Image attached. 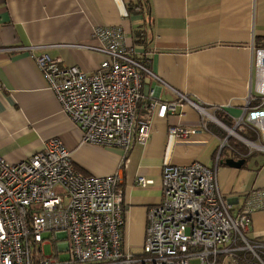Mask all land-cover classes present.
<instances>
[{"label": "crops", "instance_id": "1", "mask_svg": "<svg viewBox=\"0 0 264 264\" xmlns=\"http://www.w3.org/2000/svg\"><path fill=\"white\" fill-rule=\"evenodd\" d=\"M97 25L121 27L136 59L171 88L222 116L216 117L226 126L233 127L248 96L255 93L252 58L256 47H264V0H0V155L7 161L18 162L57 137L70 149L79 170L98 175L118 168L122 151L81 142V130L63 113L33 58L47 53L91 72L103 55L74 44H98L92 36ZM141 83L139 117L145 115L151 88L160 100L178 102L170 87L149 74L141 75ZM197 120V112L188 105L177 104L164 117L154 109L147 142L132 144L119 182L122 242L129 251H141L147 209L160 200L164 163L197 160L216 166L217 185L232 214L249 190L264 188V151L251 150L216 123L188 137H176L167 130L170 125L196 124ZM235 131L241 137L256 138L248 126ZM225 136L226 145L219 150ZM228 138L240 142L245 153L238 156ZM227 158L244 162L235 167L225 162ZM139 175L151 182L135 184ZM247 235L264 241V209L251 213ZM240 254L245 259L236 264H251L248 251Z\"/></svg>", "mask_w": 264, "mask_h": 264}, {"label": "built area", "instance_id": "2", "mask_svg": "<svg viewBox=\"0 0 264 264\" xmlns=\"http://www.w3.org/2000/svg\"><path fill=\"white\" fill-rule=\"evenodd\" d=\"M92 36L98 44H74L103 55L91 72L47 53L33 58L63 113L81 130V142L119 148V166L108 174L85 173L76 168L70 149L57 137L18 162L0 155V264H217L223 259L236 264L245 259L243 251L264 264V241L247 235L251 213L264 209V188L249 190L232 214L218 188L216 166L197 160L164 163L160 200L147 209L141 251L132 253L122 242L119 186L132 144L148 140L154 109L159 117L175 111L177 104L197 112L196 124L168 126L173 136L188 137L216 123L247 146L264 151V47L253 51L255 93L230 127L136 59L121 27L97 25ZM143 73L170 87L178 102L160 100L151 88L145 115L139 117ZM245 126L254 130L255 139L236 133L235 128ZM226 141L227 136L219 150ZM150 182L141 175L135 179L140 186ZM44 244L54 245L55 251L44 253Z\"/></svg>", "mask_w": 264, "mask_h": 264}, {"label": "trees", "instance_id": "3", "mask_svg": "<svg viewBox=\"0 0 264 264\" xmlns=\"http://www.w3.org/2000/svg\"><path fill=\"white\" fill-rule=\"evenodd\" d=\"M218 118H221L222 119V116L220 115H216ZM224 120V119H223ZM212 126V123H209V128H211ZM213 127V126H212ZM220 133V132H219ZM221 134V133H220ZM228 145L231 146L232 148L235 149V151L238 153V156L245 153L246 151V148L240 143V142H237L235 141L234 138H228ZM224 148V147H223ZM222 148V149H223ZM221 149V150H222ZM247 261L251 264H258L257 260L255 258H252V256L249 254H247ZM262 260L264 262V255H262Z\"/></svg>", "mask_w": 264, "mask_h": 264}, {"label": "rangeland", "instance_id": "4", "mask_svg": "<svg viewBox=\"0 0 264 264\" xmlns=\"http://www.w3.org/2000/svg\"><path fill=\"white\" fill-rule=\"evenodd\" d=\"M255 139V138H254ZM251 150H257V148L253 149V146L249 147ZM259 150V149H258ZM44 237H47L50 235V233H44ZM39 245V244H38ZM42 249L44 253H50L52 250L55 251V246L51 244H44L42 246ZM132 253H139V251H132Z\"/></svg>", "mask_w": 264, "mask_h": 264}, {"label": "water", "instance_id": "5", "mask_svg": "<svg viewBox=\"0 0 264 264\" xmlns=\"http://www.w3.org/2000/svg\"><path fill=\"white\" fill-rule=\"evenodd\" d=\"M225 162L231 166L239 167L244 162L243 159L227 158Z\"/></svg>", "mask_w": 264, "mask_h": 264}]
</instances>
